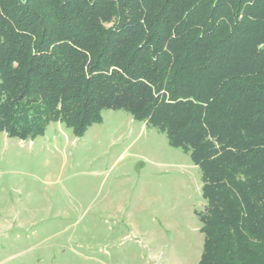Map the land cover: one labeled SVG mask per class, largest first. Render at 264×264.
Masks as SVG:
<instances>
[{"label":"trees","instance_id":"16d2710c","mask_svg":"<svg viewBox=\"0 0 264 264\" xmlns=\"http://www.w3.org/2000/svg\"><path fill=\"white\" fill-rule=\"evenodd\" d=\"M122 109L201 171L197 264H264V0H0V132Z\"/></svg>","mask_w":264,"mask_h":264},{"label":"rangeland","instance_id":"374dc122","mask_svg":"<svg viewBox=\"0 0 264 264\" xmlns=\"http://www.w3.org/2000/svg\"><path fill=\"white\" fill-rule=\"evenodd\" d=\"M101 115L80 137L0 132V264H197L200 169L151 124Z\"/></svg>","mask_w":264,"mask_h":264}]
</instances>
